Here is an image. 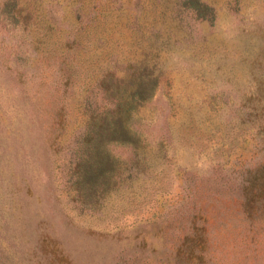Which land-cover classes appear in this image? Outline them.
<instances>
[{"label":"rangeland","instance_id":"1","mask_svg":"<svg viewBox=\"0 0 264 264\" xmlns=\"http://www.w3.org/2000/svg\"><path fill=\"white\" fill-rule=\"evenodd\" d=\"M15 1L0 0V264H264L260 183L244 207L264 163V0H204L213 19L176 0ZM147 59L138 140L105 139L103 180L78 190L93 85Z\"/></svg>","mask_w":264,"mask_h":264},{"label":"trees","instance_id":"2","mask_svg":"<svg viewBox=\"0 0 264 264\" xmlns=\"http://www.w3.org/2000/svg\"><path fill=\"white\" fill-rule=\"evenodd\" d=\"M176 1L180 2L179 5L176 4L178 10H180L179 7L189 9L196 18L213 19L216 17L214 6L204 0ZM5 3L7 5L8 1ZM14 3H16L15 0ZM14 5L17 6V4ZM172 10L174 13L175 5ZM17 11L21 13L23 8L19 7ZM8 12L14 14L15 11L13 9ZM173 13L170 12L171 17H175ZM25 16L28 17V13H25ZM79 34L73 31L71 40H78ZM158 76L154 59H147L139 64L137 61H130L124 74H116L115 70L108 68L93 85L88 97L93 98L92 101L100 100L87 111V121L83 128L85 132L80 139L79 150L75 151L78 159L75 161L77 175L74 183L78 190L93 189L97 182L103 180L106 163L110 161L109 153L103 147L105 139L120 143H136L138 139L132 134L129 122L135 108L153 95L157 87ZM102 183L106 184L105 181ZM258 183L263 189L261 194L264 195V163L247 179L245 210L253 207L256 196L252 191ZM89 197L90 195L86 198Z\"/></svg>","mask_w":264,"mask_h":264}]
</instances>
